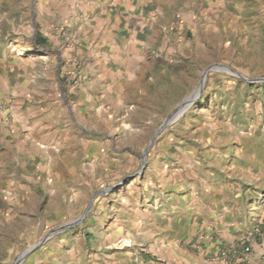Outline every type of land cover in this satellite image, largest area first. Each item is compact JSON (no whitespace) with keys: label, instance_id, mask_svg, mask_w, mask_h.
Masks as SVG:
<instances>
[{"label":"rangeland","instance_id":"rangeland-1","mask_svg":"<svg viewBox=\"0 0 264 264\" xmlns=\"http://www.w3.org/2000/svg\"><path fill=\"white\" fill-rule=\"evenodd\" d=\"M174 2L190 26L179 66L182 78L194 82L191 92L167 107L173 84L161 93L152 88L153 99L125 108L117 116L121 127L115 130V122L107 130L103 121L80 120L74 113L71 118L65 88L58 85L51 92L61 101L52 131L61 155L57 172L65 165L70 195L41 193L38 204H24V215L13 217L16 230L23 225L22 243L9 264L33 246L18 264H91L114 253L186 259L204 230L233 224L251 231L254 223L236 212L235 200L240 194L264 198V0ZM31 31L27 25L25 43L13 42L10 49L25 58L43 55L37 43L27 47ZM24 65L30 67L27 60ZM210 67L199 98L159 130ZM61 120L68 125L64 131ZM93 128L101 133L88 132ZM257 211L264 216V206Z\"/></svg>","mask_w":264,"mask_h":264},{"label":"crops","instance_id":"crops-1","mask_svg":"<svg viewBox=\"0 0 264 264\" xmlns=\"http://www.w3.org/2000/svg\"><path fill=\"white\" fill-rule=\"evenodd\" d=\"M177 5L174 0H0V104H6L0 110V264H9L22 243L18 235L23 237V225L16 230L13 217L24 215V204H38L41 193L61 199L70 195L65 165L57 172L61 155L52 131L61 101L51 92L58 85L65 88L64 106L71 118L74 113L80 120L103 121L107 130H113L115 122V130L121 127L117 116L125 108L153 99L152 88L161 93L168 82L173 84L175 94L165 102L167 107L191 92L194 82L182 78L179 66L190 26ZM27 25L32 28L27 47L37 43L43 55L25 58L10 49L13 42L25 43ZM59 122L64 131L68 125ZM88 132L101 133L94 128ZM245 197L236 196L235 210L248 214L251 225L260 217L257 209L264 206V198ZM232 208L226 209L229 214ZM204 231V238L195 240L199 247L186 259L173 253L136 259L114 253L110 260L91 264H264L261 237L251 243V252L240 254L242 258H212L249 230L230 224Z\"/></svg>","mask_w":264,"mask_h":264},{"label":"built area","instance_id":"built-area-1","mask_svg":"<svg viewBox=\"0 0 264 264\" xmlns=\"http://www.w3.org/2000/svg\"><path fill=\"white\" fill-rule=\"evenodd\" d=\"M6 104H0V110H5ZM261 237V242L264 243V216H260L252 225L251 231L242 235L238 240L230 242L228 244L220 247L212 255L213 259H218L222 262H227L230 258H242L241 255L251 252V243L256 240V238ZM204 237L200 236L199 241ZM198 241V242H199ZM199 244L197 243L194 248L197 249ZM240 256V257H239Z\"/></svg>","mask_w":264,"mask_h":264},{"label":"bare ground","instance_id":"bare-ground-1","mask_svg":"<svg viewBox=\"0 0 264 264\" xmlns=\"http://www.w3.org/2000/svg\"><path fill=\"white\" fill-rule=\"evenodd\" d=\"M214 67V66H213ZM228 70L231 72V70L228 68ZM233 73V72H232ZM199 95V89H196L191 95H189L183 102H181L176 108L175 110L171 113V115L168 117V119L166 120V123L171 122L172 120L176 119L178 116H180L184 110H186L190 104L192 103V101L197 98V96ZM27 252V251H26ZM23 253L21 254L15 261L14 264H18L23 257L25 256V254L27 253Z\"/></svg>","mask_w":264,"mask_h":264},{"label":"water","instance_id":"water-1","mask_svg":"<svg viewBox=\"0 0 264 264\" xmlns=\"http://www.w3.org/2000/svg\"><path fill=\"white\" fill-rule=\"evenodd\" d=\"M224 68H228V67H226V66H223ZM210 69H213V67H210V68H208L207 70H205L204 72H203V74H202V77H201V80H200V83H199V85H198V89H199V95L197 96V98H199V96H200V93H201V90H202V87H203V84H204V81H205V78H206V73H207V71L208 70H210ZM230 69V68H229ZM231 70V72H233L234 74H238L237 72H235L234 70H232V69H230ZM238 76H241V75H239L238 74ZM197 98H195L194 100H193V102L197 99ZM192 102V103H193ZM166 124H169V123H166V121L161 125V127L159 128V130L164 126V125H166ZM154 137V136H153ZM151 143H152V141H151ZM146 154H147V151H145L142 155H141V158H142V167H141V170H143L144 169V167H145V164H146V161H145V158H146ZM83 217V216H82ZM82 217L79 219V220H81L82 219ZM66 228V226H63L62 228H59L58 230H63V229H65ZM57 230V231H58ZM35 246H33L32 248H30L29 250H27V254L34 248ZM27 254H25V256L27 255Z\"/></svg>","mask_w":264,"mask_h":264}]
</instances>
